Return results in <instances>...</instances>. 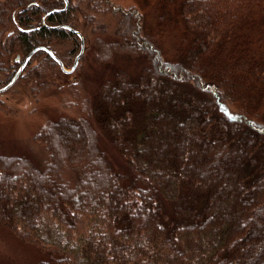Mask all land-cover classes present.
I'll return each mask as SVG.
<instances>
[{
  "label": "trees",
  "instance_id": "obj_1",
  "mask_svg": "<svg viewBox=\"0 0 264 264\" xmlns=\"http://www.w3.org/2000/svg\"><path fill=\"white\" fill-rule=\"evenodd\" d=\"M172 1L185 26L172 59L137 8L75 0L48 16L76 27L78 10L95 39L72 72L36 52L16 82L37 98L67 81L78 101L32 136L38 163L2 159L0 228L38 264H264V112L249 107L264 94V0ZM44 40L71 43L57 55L71 68L80 45L63 28L15 31L2 64ZM88 52L110 74L79 99Z\"/></svg>",
  "mask_w": 264,
  "mask_h": 264
},
{
  "label": "rangeland",
  "instance_id": "obj_2",
  "mask_svg": "<svg viewBox=\"0 0 264 264\" xmlns=\"http://www.w3.org/2000/svg\"><path fill=\"white\" fill-rule=\"evenodd\" d=\"M113 3L123 7H134L143 13L145 30L159 38L167 58L172 59L178 45L179 36L184 32L185 26L180 20L176 2L172 0H112ZM80 22L77 29L84 37L88 36V44L94 43L95 37L89 36L87 28ZM56 55L65 57L72 49L71 43L53 45ZM54 52V53H55ZM91 52V50L89 51ZM87 53L84 65V76L81 81L83 88L79 91V99L88 97L96 88L99 81L107 78L110 71L94 62L92 53ZM143 62H128L118 59L117 67L135 71ZM69 70L70 68H66ZM73 81L72 77L68 78ZM64 84L55 82L49 90L44 91L35 98L28 88L17 84L11 89L0 94V170L3 158L10 156H25L34 164L38 163L43 155L42 147L32 143V136L48 122L60 116L77 115V99L72 97L69 89ZM61 88V89H57ZM260 100L264 101L263 92L255 96L254 103L249 107L252 110L264 112L259 108ZM80 101V100H79ZM67 104V105H65ZM65 107V108H64ZM264 107V106H263ZM259 108V109H258ZM263 109V110H262ZM65 142L60 145L65 150ZM116 164L115 156L109 153ZM41 256L29 245L20 243L14 236L0 228V264H38Z\"/></svg>",
  "mask_w": 264,
  "mask_h": 264
},
{
  "label": "flooded vegetation",
  "instance_id": "obj_3",
  "mask_svg": "<svg viewBox=\"0 0 264 264\" xmlns=\"http://www.w3.org/2000/svg\"><path fill=\"white\" fill-rule=\"evenodd\" d=\"M74 3L75 0H0V46L5 42L6 38L14 34L15 31H35L40 27H44L46 29L63 28L65 30H68L73 35L77 36L80 45V38L76 33H79L83 37V40L84 36L76 28L77 25L76 27H72L69 24H58L57 22L53 23L52 21L48 20V16L50 15L64 13L68 8H73ZM76 14L79 16L78 22L80 21L82 23L80 12H78V10ZM41 43L42 44H39L38 46H36V48H47L51 50L52 53L58 58L55 50L52 48L53 45L50 41L44 40ZM31 51L23 55H21L20 53H11V55L8 57L7 64H2V59L0 60V89L6 86L11 81L15 73L23 65L26 56ZM36 52H44L45 54H47L44 50L41 49L35 51L24 64L20 74L16 78L13 85H11L5 91L16 86V82L20 76H22L29 69L35 67L36 64L41 62V57L33 58V55ZM3 92H0V94H2ZM0 104H2V102Z\"/></svg>",
  "mask_w": 264,
  "mask_h": 264
},
{
  "label": "water",
  "instance_id": "obj_4",
  "mask_svg": "<svg viewBox=\"0 0 264 264\" xmlns=\"http://www.w3.org/2000/svg\"><path fill=\"white\" fill-rule=\"evenodd\" d=\"M63 27H66V26H63ZM76 33V32H75ZM79 38H80V50H79V53L77 54V56L75 57V60H74V64L72 65V67L69 69V70H66L64 67H63V64L62 62L52 53L51 50L47 49V48H43V47H38V48H35L34 50H32L25 58L24 62H23V65L21 66V68L15 73V75L13 76V78L11 79V81L6 85L4 86L3 88L0 89V92H3L5 91L7 88H9L11 85H13V83L15 82L16 78L18 77V75L20 74L24 64L26 63V61L31 57V55L41 49V50H44L58 65L59 67L61 68V70L65 71V72H72L77 63H78V60L83 52V49H84V40H83V37L79 34V33H76Z\"/></svg>",
  "mask_w": 264,
  "mask_h": 264
}]
</instances>
